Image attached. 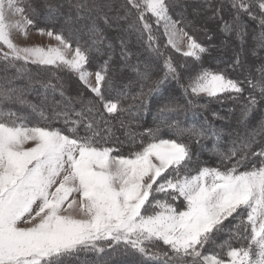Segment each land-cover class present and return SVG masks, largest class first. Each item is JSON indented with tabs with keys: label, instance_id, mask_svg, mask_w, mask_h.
<instances>
[{
	"label": "snow or ice",
	"instance_id": "snow-or-ice-1",
	"mask_svg": "<svg viewBox=\"0 0 264 264\" xmlns=\"http://www.w3.org/2000/svg\"><path fill=\"white\" fill-rule=\"evenodd\" d=\"M21 3L0 0V59L13 66L23 61L42 67L50 78L41 86L59 90L61 96L64 85L53 83L52 78L58 79L56 70H67L93 99L81 111L73 110L77 119H70L67 111L56 113L64 117L63 129L47 124L29 126L20 117L13 119L14 113L0 110V264H65L80 252L103 253L120 246L159 264H264V145L250 151L255 137L264 132V123L245 144L249 151L235 162V149L217 152L219 166L193 170L191 143L183 137L199 143L206 130L169 123L164 114L178 111L180 106L165 105L160 109V121L174 130L176 138H161L157 125L139 134L137 150L127 156L120 154L118 148L106 146L105 133L110 136L111 129L100 127L101 122L107 123L101 111L112 116L122 109L106 95L115 87L111 55L94 71L89 67L91 53H99L102 44L95 24L88 29L92 44L87 47L62 31L43 28L37 29L38 33L55 44L19 47L10 29L26 34L33 26V20L25 16L30 5L21 7ZM75 7L78 12L92 11L87 4ZM172 7L173 0H125L119 19L158 57L164 55L157 35L162 27L163 47L199 61L208 49L185 31L188 24L182 15L180 20L172 18ZM6 9L19 14L21 20L6 23ZM232 9L230 21L221 17L225 35L235 33L242 46L246 32L241 17L247 15L259 20L262 33L258 46L264 48V0H232ZM104 19L107 23V17ZM185 38L186 48H181ZM121 47V56L127 61L131 53L124 40ZM240 64L238 55L233 66ZM163 68V77L152 82L147 93L143 89L139 93L142 103L169 78L188 97L236 94L234 98H238L245 91V82L264 95V67L258 69L261 79L256 82L251 77L240 81L205 68L193 72L186 64H176L171 56L164 58ZM132 70L148 79L138 66ZM13 95V90L0 87V98ZM257 103L250 94L242 115L246 117ZM41 116L45 118L43 112ZM131 139L136 143L135 136ZM225 221L237 223L228 227ZM225 230L228 239L211 248ZM234 239L246 244L234 247ZM155 242H162L168 250H150L148 244Z\"/></svg>",
	"mask_w": 264,
	"mask_h": 264
},
{
	"label": "trees",
	"instance_id": "trees-1",
	"mask_svg": "<svg viewBox=\"0 0 264 264\" xmlns=\"http://www.w3.org/2000/svg\"><path fill=\"white\" fill-rule=\"evenodd\" d=\"M67 1L68 2L65 0H43V6L41 9H33L30 5V0H27L24 4L30 5L28 15L29 18L33 20V27L37 29L43 28L45 30L52 29L54 31H62L66 36L72 38L73 40H78L85 47L90 46L92 44L91 34L87 32L86 34H82V26L88 24L89 19L77 15V9L72 12L71 10H73V7H70V5L75 6L77 3L82 2L78 0ZM117 1L120 6L125 2V0ZM223 1L225 2L223 8L225 12H222L219 8H215V12L212 14L214 19L215 17L219 18V27H222L223 24L221 17H223V20L230 21L231 15H234L232 0ZM207 2L211 3L212 0ZM82 4H87V2ZM207 6H211V4L207 3ZM65 10H68V12ZM121 10L122 8H119V11ZM217 10H219L218 14ZM81 12L83 13L85 11H80V13ZM121 13H123V10ZM181 15L184 19L186 18L185 14L181 13ZM241 18L246 20V22L250 24V27L249 29L244 28L247 37L245 36L244 44L242 46L237 40L239 48L242 51V55L240 58L241 64L236 66L233 65L238 54L232 56L228 53V56H223V52L222 54L217 55V53H214L213 51L216 49V37H220L223 43H227L230 39L229 36L231 35L226 36L225 33H223L222 36H218L215 30L217 23L214 25L215 29H210L205 33L200 32L201 26L199 24L187 23L188 26L185 28V31L189 32L190 35L194 36L208 49L206 53L201 55V59L199 61H196L193 58L184 57L171 47H163L165 44V37L162 34V27L159 32H157V35L160 36V43L162 46L161 50L164 53L161 57H158L150 50H146L145 47L138 41L136 34L127 30V22L122 19H119V24L121 27L126 29V34L129 36L125 39L121 38L120 33L113 34L112 31L105 30V27L101 28V33H98L102 39V44L99 45L100 52L97 53L94 50L91 53V64L89 67L94 71L102 65L104 60L108 59L109 55H111L112 59L110 61V67L112 69L111 74L115 82V87L110 93H106V95H108L110 99L118 101V106L122 109L117 114L112 116L101 111L103 119L107 121L106 124L101 122V129H111L110 136L105 133L107 139L106 146L118 148L120 154L127 156L130 152L137 150L139 147V134L143 133L145 129L155 128L157 125H160L159 135L161 138L175 139L176 135L174 134V130L161 124L160 109L165 105H179L180 108L178 111L164 114L169 123L177 121L182 128L195 126L196 128H203L206 130V137L201 138L199 143L194 140L190 141L187 136L183 137L185 142L191 143V147L193 149V157H195L191 166L193 170H195L198 166H219L221 157L217 155V152L229 153L231 150L235 149L237 156L233 158L232 162H235V159L239 158L243 153L248 152L249 149L245 147L246 143H242L241 139L239 140L237 138L238 131L232 127L230 123H224L223 120L220 121L213 116L214 114L216 117L218 114L229 115V111L226 112V110L221 109L222 106L227 105L230 107L231 112H233V114L231 113L230 115L233 117L232 120L236 123V121H239L240 119L238 112H243L244 105L247 104L248 97L251 94L256 97L258 103L256 107L253 108L246 116L247 121L249 122L253 119L254 125L251 127L264 123V95H261L259 88L252 89L251 86L245 82L243 83L245 91L242 95H239L238 98H234L236 94H225L219 98L188 97L185 96L183 90L177 82L169 78L162 83L158 89L152 91L150 95H147L146 98H144L143 103L141 102V98L139 96L142 89L145 93H147L152 82L163 77V63L164 58L167 56H171L176 64H186L188 69L193 72L199 71L200 68H205L213 71H223L230 78L240 81H246L247 77H251L254 82L259 81L261 79V74L258 71V66L261 64L262 67H264V56L260 59V62H257L259 59H255L253 64H249V59L251 60L253 58L245 57L244 50H254L256 48V50L259 49L257 52L262 53V55L264 54V48L258 46V40L261 36L262 29L258 19L249 18L247 15H243ZM187 20L188 19H185V21ZM67 21L74 27H72L69 23H66ZM180 26L183 27V25ZM156 27L155 23H153L154 31L156 30ZM201 34L208 36L203 39L200 38L202 37ZM121 40L125 41L126 49L131 53V56L127 61H125L121 56ZM224 45L226 46V44ZM3 50L5 51V48ZM257 52L255 55H257ZM225 53L227 54V52ZM249 65L256 68H253L252 70ZM133 66H138L141 73L146 72L148 79H143L141 75H138L137 72L133 71ZM240 66L243 70H241ZM11 67H14V69L15 67L16 69L19 68V71H23L24 73L30 72L31 70V73L33 74V77L31 78L35 80V83L23 86L21 91L24 94V97L19 95V97L15 99L14 97L12 99H6V105H3L4 99L0 98V110L5 113H14L15 116L12 117L13 119L20 117L29 126L47 124L55 128L63 129L66 127L64 117H57L55 114L60 111H67L70 119H77L73 110L75 112L81 111V109L86 107L89 101L93 99V94L88 92V90L80 84L75 74L67 70H56V75L59 73L62 75V78H52L53 83H63L64 95L61 96L59 90L54 92L52 89H45L41 86V82L50 78V74L42 67H38L37 65H33L31 63L24 64L23 61L15 62V66H13L8 64L3 59H0V75L3 74V69L10 70ZM15 71L17 74H20L18 70ZM43 75H45V78H43ZM69 80L73 82V88L69 85ZM32 86L36 87V93H31ZM121 93H123V95H121ZM189 99L192 100L191 105L188 103ZM28 101L31 103L36 102L38 110H34ZM97 107H99V105ZM41 112H43L45 118H42ZM97 119L99 120V117H97ZM244 119L245 116L242 120ZM244 121L246 127L247 121ZM226 131L227 133L229 132L228 138L225 134ZM213 133H215V135H213ZM231 135L234 136L233 139L230 137ZM133 136L136 137V143H133L131 139ZM145 139H147V137H145ZM234 139L235 141H232ZM249 139L250 138L248 137L246 138V140ZM255 140L256 142L251 144L250 151H257L262 145H264V132L259 133L255 137ZM250 159L253 158L250 157ZM245 163L248 162L246 161ZM248 166L251 167V164L248 163ZM240 170H243V168ZM228 237L229 234L226 236V239H223V241L227 240ZM232 244L234 247L239 248L242 244H246V241L234 239ZM148 247L153 251L168 250L167 246H164L162 242L148 244ZM65 264H159V262L149 260L147 257L141 256L139 253L132 250L125 251L123 246H120L115 250L106 249L103 253L87 251L80 252L76 257L66 261ZM174 264H186V262L175 261Z\"/></svg>",
	"mask_w": 264,
	"mask_h": 264
},
{
	"label": "rangeland",
	"instance_id": "rangeland-1",
	"mask_svg": "<svg viewBox=\"0 0 264 264\" xmlns=\"http://www.w3.org/2000/svg\"><path fill=\"white\" fill-rule=\"evenodd\" d=\"M26 1L27 0H22V3L20 6L21 7L25 6L24 3ZM65 1L68 2L67 0H65ZM78 1H80L82 3L87 2V5L92 8L91 12L85 11L83 13H80V12L77 13V15L83 16V18L85 17L86 19H89L88 24H85L82 26L83 27L82 34H86V32L89 33L88 28H90V26L95 24L96 28L98 29V33H101V28L105 27L106 28L105 30L112 31L113 34L114 33H120L121 38H123V39L129 37L126 34V29L124 27H121L119 24L120 23L119 17H121L123 15V13H121L122 10L119 11V8H121V6L118 4L117 0H78ZM207 1H209V0H173V7L170 10V15L172 16V18L174 20H180L181 13L185 14L186 15L185 19H188L186 22L199 24L201 26L200 32H202V33H205L206 31H208L210 29H215L214 25H215V23H217L215 30H216L218 36L219 35L222 36V34L224 32L221 30L222 27H219V24H220L219 18L215 17V19H214L212 17V14H213V12H215V8H219L222 12H225L223 9L225 2L223 0H212L211 3L207 2ZM42 2H43V0H30V5L33 9H39V8L41 9V7L43 6ZM207 3L211 4V6H207ZM213 3H214V5H213ZM92 4H93V6H96V7H93ZM70 7H73V10H71L72 12H74L76 10L75 6L70 5ZM65 11L68 12V10H65ZM25 16L29 17L28 11L25 12ZM104 17H107V23H105ZM232 17H233V15H231V19H232ZM5 19H6V23L11 25V24H14L15 22L21 20V16L17 13H14L12 11H8L6 9ZM66 23H69V22L67 21ZM241 23H242L244 28L249 29L250 24L248 22H246V20H243L241 18ZM69 24L72 27H74L71 23H69ZM85 28H86V30H85ZM10 32H11V38H12L13 42L16 45H18L19 47L47 46L49 44H55L56 43L54 40L50 39L46 35L45 36L40 35L37 31V28H35L33 26H30L26 29V34H25V32H22L16 28L10 29ZM211 32L213 34H215L213 31H211ZM201 36L202 37H200V38L205 39L206 36H208V35L201 34ZM229 37H230V39L227 41V43L226 42L223 43L221 41L220 37H216L217 44H215L216 49L213 50L214 53L216 52L217 55H220L223 52V54H222L223 56H228V53L231 54L232 56L235 54H238L239 58H241L242 51L239 48V43L237 42L235 33H232ZM217 38H219V39H217ZM186 44H187V40L185 38L183 43L181 44V48H186ZM224 44H226V46ZM0 47H2V46H0ZM5 51H7L6 48H5ZM257 51H259V49L256 50V48L254 50H247V49H246V51L244 50L245 57H252L253 58L251 60L248 58L250 61L249 64H251V63L253 64V62H255V59H259L257 62H260V59L263 58L264 54L262 55V53H259ZM225 52H227V54ZM256 52H257L258 56L255 55ZM249 66L252 70H253V68H256V67H252L251 65H249ZM261 67H262V65L260 64L258 66V69H260ZM11 68H10V70L3 69V74L0 75V87H5V88L13 90L14 95L11 97V99L13 97H14V99L18 98L19 95L24 97V94L22 93L21 89L23 88V86L32 85L33 83H35V80L33 78H31V77H33V74L31 73V70H30V72H25V73L23 71H19L20 74H17L15 70H18L19 68H17V69H16V67H15V69H14V67L12 69ZM240 68H241V70H243V68L241 66H240ZM57 71H59V70H57ZM56 76L58 79L62 78V75L59 73ZM43 78H45V75H43ZM92 81L94 83V76L92 77ZM69 83H70L69 85L73 88V82H71L69 80ZM31 90H32L31 93H36V87L32 86ZM26 92H27V90H26ZM203 97H206V96H200V98H203ZM3 101H4L3 105H6V103H7L6 99H4ZM28 102L31 104V106L34 110H38V108H37L38 105L36 102H34V103H31L30 101H28ZM221 109L226 110V112L229 111L230 114L231 113L233 114V112H231V110H230V107L227 105L222 106ZM60 112H64V111H60ZM230 114L229 115L218 114L217 117L214 114L213 117L219 119L220 121L223 120L224 123H227V124L230 123L231 126L234 127L238 131L237 138L239 140L241 139L242 143H247L248 140H246V138L247 137L251 138V134L253 133V130H258L260 128L261 124H257L254 127H251L254 125L253 119L248 122L247 118L245 117L244 120L247 121V123H246L247 126L245 127V121L242 120V118L244 117L242 115V111L238 112L240 119H239V121H236V123H235V121L232 120L233 117H231ZM142 117L144 118L143 115H142ZM239 117H237V118H239ZM256 118H257V115H256ZM240 120H241V123H240ZM259 123H260V120H259ZM248 126H250L251 128ZM225 134H226V137L228 138L229 132L227 133V131H226ZM230 137L232 139L234 138L233 135H231ZM232 141H235V139ZM193 159H195V157H193ZM229 219L231 220V218H229ZM235 223H236V221L232 222V224H235ZM225 224L228 227H232V224H229L228 221H225ZM228 234H229L228 231L225 230V232L221 233L218 236L215 243L210 247L215 249L216 245L220 244V242H222L223 239H226V236Z\"/></svg>",
	"mask_w": 264,
	"mask_h": 264
},
{
	"label": "bare ground",
	"instance_id": "bare-ground-1",
	"mask_svg": "<svg viewBox=\"0 0 264 264\" xmlns=\"http://www.w3.org/2000/svg\"><path fill=\"white\" fill-rule=\"evenodd\" d=\"M82 13V12H81ZM89 44V43H88Z\"/></svg>",
	"mask_w": 264,
	"mask_h": 264
}]
</instances>
